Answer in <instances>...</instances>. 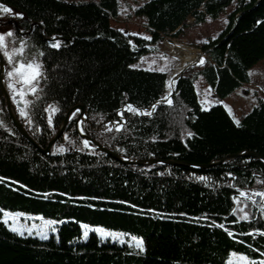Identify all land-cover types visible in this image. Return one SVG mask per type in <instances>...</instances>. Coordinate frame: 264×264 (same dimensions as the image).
Wrapping results in <instances>:
<instances>
[{
	"label": "trees",
	"instance_id": "1",
	"mask_svg": "<svg viewBox=\"0 0 264 264\" xmlns=\"http://www.w3.org/2000/svg\"><path fill=\"white\" fill-rule=\"evenodd\" d=\"M0 4L11 9L16 16L7 19L21 29L33 27L34 51L25 49L27 59L44 54L37 60L40 98L25 96L32 101L27 119L16 109L40 147L80 104L88 118L81 130L127 159L208 164L241 151L264 157V101L258 99L237 126L223 104L203 110L194 85L201 76L223 100L249 83L248 70L264 58V0L145 1L133 14L143 20L150 40L110 24L121 0ZM228 9L226 28L201 44L206 60L181 76L171 105L157 107L150 117L125 111L126 123L117 132L111 124L121 122L117 111L125 104L146 110L165 95L167 73L136 63L164 39L180 38ZM57 41L59 48L49 46ZM1 105L0 264H226L231 253L264 261V210L240 196L257 184L264 187V164L258 160L240 157L203 170L123 165L83 146L74 131L77 113L44 156L18 134ZM50 105L59 111H46ZM4 212L56 221V232L45 239L18 234L3 222ZM81 225L88 226L87 236ZM132 237L142 240L143 250Z\"/></svg>",
	"mask_w": 264,
	"mask_h": 264
},
{
	"label": "rangeland",
	"instance_id": "2",
	"mask_svg": "<svg viewBox=\"0 0 264 264\" xmlns=\"http://www.w3.org/2000/svg\"><path fill=\"white\" fill-rule=\"evenodd\" d=\"M70 1L74 3H94L93 1L97 0ZM145 1L148 0H121V4H123L122 9L121 11H119L117 18L112 19L110 24L118 29H123L126 35H130L132 33L139 34L138 36L140 37H149L147 31L143 26V20L133 14L135 13V9ZM228 12L229 9L223 12L218 17V19L215 20L207 17L206 21L203 24L194 28L187 29L180 38L164 39L160 44L154 46L155 52L143 56L136 63V66L147 70H156L166 67L167 70L165 72L167 73L168 77L169 73L173 70V67L176 65L178 60L172 53V50L174 51L175 43L193 49L197 51L198 54L204 53L205 62L207 57L206 53L199 47L201 46V44L207 43L209 39H215L226 28V25L228 23ZM15 16L16 15L12 11L6 13L0 10L1 18H14ZM187 64L188 63L182 64V67H185ZM199 67H192V69L197 70ZM247 74L249 83L240 85V87L236 89L234 93L223 100L218 99L217 95L213 93V91L208 87V85L200 76L195 80L194 85L201 108L203 110H208L216 104H223L228 113H231L230 116L232 117V119L239 122L241 117L249 113L251 109L257 104L258 99L264 101V58L253 65L248 70ZM257 187L262 188V192L264 193V187L262 185L257 184ZM247 194H249V192H247ZM250 197L251 196L246 195L242 198L249 201L252 205L251 201L249 200ZM253 208L264 210V202L262 206ZM17 213L22 215H20L15 221H13L11 218L8 219V223H6V225L9 227V229L10 226L22 227L24 229L23 234L33 235L37 237H41V232H45L47 237L50 233L56 232L54 225L47 226L45 220L35 219L32 218V216L21 212H13L12 214ZM4 219L5 217L3 216V221ZM53 228L55 229V231L52 230ZM28 229L32 230L31 233L28 231ZM36 229H40V232H38ZM250 234H252V232ZM240 255L241 254L231 253L226 264H229V261H231L232 264H240V262L238 261V257Z\"/></svg>",
	"mask_w": 264,
	"mask_h": 264
},
{
	"label": "snow or ice",
	"instance_id": "3",
	"mask_svg": "<svg viewBox=\"0 0 264 264\" xmlns=\"http://www.w3.org/2000/svg\"><path fill=\"white\" fill-rule=\"evenodd\" d=\"M0 10H2L3 12H6V13L11 12V9L5 7L2 4H0ZM17 15H19V14H17ZM225 22H227V21H225ZM119 31H123V29H120ZM13 35H14V33H12L11 31H8L6 33L0 32V55H2L4 58L7 59L8 65L10 66V70H7L4 73L3 77H0V79H3L4 83H6L8 93L11 96L12 102L17 105V111L19 112L20 116L22 118L27 119L28 114L26 112V109L29 107V105L32 103V101L26 100L25 96L28 94H31V95H36L37 99L40 98L38 96V92L41 90L38 89L37 85L39 84L40 78L43 76V73L41 71L42 64L38 63L37 60H38V56H43L44 54L41 52L38 54V56H33L31 58V60H28L27 57L25 56V45H24V43L21 42L20 48H16V47H14V41L8 40V38L12 37ZM134 35H139V34H134ZM142 38L145 40L151 39V37H142ZM53 40H55V38H53ZM49 46L53 47V48H59L60 43L57 41L55 43H51ZM200 63L201 64L204 63L203 59H201ZM2 64H3V62L0 61V67H2ZM133 67H135V66H133ZM149 70H152V69H149ZM156 70L160 71V72H164L167 70V68L166 67L165 68H159ZM169 95H171L170 92H169ZM18 97H19V99H18ZM162 99L167 100L169 105L171 104V100L168 99V97H164ZM21 105H23V106H21ZM156 106H157L156 104H154L152 106L153 111L155 110ZM46 111H49L50 113H54V112L59 111V109L50 105L49 108L46 109ZM77 111H79V110H77ZM125 111L131 112L134 115H151V112L141 111L140 109L135 108L131 104L126 105L125 109H123L121 112H119L118 115L123 117V114ZM48 122H49V125L52 124L51 115L49 116ZM29 123H31L30 120H29ZM113 123H115V130L117 132L122 130V128H123L122 124H119L116 122H113ZM235 123L237 124V126H239L238 121H235ZM105 128L107 131L113 130L111 127H108L107 125H105ZM189 135H191V133H189ZM65 139H67V136L65 137ZM69 143H71V141H69ZM83 144H84V147L87 148L90 145V141L84 140ZM65 150L66 149L63 147H60L58 149L59 152H64ZM78 150L82 151L83 149H78ZM199 179L204 180L206 178L200 177ZM257 194L264 196V193H257ZM240 196L245 197L246 193L241 192ZM233 199H234V202H237L235 197ZM0 211H3V210H0ZM20 215H22V214H19V213L12 214L9 212H4L5 219L3 222L8 223L9 218H11L13 221H15ZM29 219H31V218H29ZM37 219H43V217H38ZM242 219H247V217L246 216L242 217ZM55 223H56V221H51V220L46 221L47 226H51ZM81 227L83 229H85L84 235L87 236L88 226L87 225H81ZM10 230L13 232H17L18 234H23V231H24V229L22 227H14V226H10ZM36 230L38 232H40V229H36ZM52 230L55 231L54 228ZM28 231L31 233L32 230L28 229ZM95 231L103 233L104 235H112L111 233L104 232V230L100 229V228L95 229ZM260 234L264 235V233H260ZM230 235H231V233H230ZM41 238L42 239L47 238V235L45 232H41ZM131 240L134 243L135 247L143 250L142 240H140L137 237H132ZM233 255H235V254H233ZM238 261L240 262V264H264V261L254 262V261L249 260L246 256H244L242 254L238 257ZM229 264H232V262L229 261Z\"/></svg>",
	"mask_w": 264,
	"mask_h": 264
},
{
	"label": "water",
	"instance_id": "4",
	"mask_svg": "<svg viewBox=\"0 0 264 264\" xmlns=\"http://www.w3.org/2000/svg\"><path fill=\"white\" fill-rule=\"evenodd\" d=\"M45 41H48L47 39H44ZM50 41V40H49ZM52 41V40H51ZM198 62H196L195 64H191V65H187L184 68H182L176 78V83L178 82V80L181 78V76L189 69L192 67H199L202 64L200 63L201 59H203L204 61V53H200L198 54ZM0 61L3 62L2 67H0V77H3L4 73L6 72L5 69V64L3 61L2 56L0 55ZM167 80V79H166ZM167 82V81H166ZM166 85V84H165ZM175 90V88H174ZM173 90V92H174ZM168 97V99L171 100L172 102V94ZM0 95L2 97V100L5 104L6 110H7V114L8 117L10 118L14 128L16 129V131L18 132V134L20 136H22L25 140H27L32 146H34L41 154H43L44 156H50L51 155V150L53 145L55 144V142L62 136L65 128L67 127L68 123L70 122L72 116L75 113H78L75 121H74V131L75 133L80 137L82 144L84 140H88L90 141V145L89 147H87L88 149L91 150H96L99 151L109 157H111L112 159L116 160L117 162L123 164V165H137V166H152V165H163V166H183V167H187V168H191V169H195V170H203V169H207L213 166H218V165H222L224 163H226L227 161H231L237 158H251V159H256L259 162L264 164V157L256 154V153H252V152H248V151H241L238 152L236 154H232V155H227L225 156L223 159L218 160V161H213L210 162L208 164H194V163H189V162H180V161H174V160H159V159H148V160H131V159H127L124 158L122 156H119L113 152H111L109 149H107L106 147L102 146L101 144H99L96 140L90 138L87 134H85L82 130H81V123H86L88 122V118L85 112V109L82 105L80 104H76L73 107H71L65 114L60 126L58 127L56 133L52 136V138L49 140L47 146L45 148H41L36 141L31 138L28 133L26 132V130L24 129L23 125L21 124L18 116H17V111H16V107L15 105L12 103L10 97H9V93L7 91L6 88V83H4L3 79H0ZM166 96H163L162 98H164ZM159 99L156 102H154L148 109L144 110V109H140L137 108L134 104L133 105L135 108L140 109L141 111H145V112H151V115H142L145 117H150L153 115L154 111L152 109V106L154 104H156V108L159 106H163V105H169V103L167 102V100H163V99ZM130 103H127L124 105L123 108L119 109L117 111V115L119 112H121L123 109H125V106L128 105ZM171 105V104H170ZM155 108V109H156ZM79 110V111H77ZM119 119L121 120V122L119 124L124 125L126 123V119L124 117H121L120 115H118ZM103 125H107L103 124ZM113 128H115V123L111 124ZM84 145V144H83Z\"/></svg>",
	"mask_w": 264,
	"mask_h": 264
},
{
	"label": "bare ground",
	"instance_id": "5",
	"mask_svg": "<svg viewBox=\"0 0 264 264\" xmlns=\"http://www.w3.org/2000/svg\"><path fill=\"white\" fill-rule=\"evenodd\" d=\"M172 53L179 58V61L176 63V65L173 67V70L169 73V75L167 77V80H166L167 82L165 83L166 85H165V95H164L166 97H169L170 96L169 95V92L172 93L173 90H174V87H175V84H176L177 75H178L179 71L182 68H184V67H182V64L188 63L187 65H191V64H195L196 62L199 61L198 60V53H197V51H195L193 49H190L188 47L179 45V44H175L174 45V51L172 50ZM255 186H253L248 191L249 194H247V192H246V195L251 196V198L254 197L255 199L262 200V202H263L264 196L257 194V193H263L262 192L263 189L257 187V185H255ZM252 189H253V191H252ZM262 202H261V204H262Z\"/></svg>",
	"mask_w": 264,
	"mask_h": 264
},
{
	"label": "flooded vegetation",
	"instance_id": "6",
	"mask_svg": "<svg viewBox=\"0 0 264 264\" xmlns=\"http://www.w3.org/2000/svg\"><path fill=\"white\" fill-rule=\"evenodd\" d=\"M32 28L33 27L31 25L29 28L24 26L21 29L19 27V25L17 24V22L15 20H13V19H7V18L0 19V32L6 33L8 31H11L12 33H14V35L12 37H9L8 40L9 41H14V47H16L17 44L21 45V42H23L24 45H25V49L29 50V51H34L32 45H30V37H31L32 32H33ZM39 36H40L41 40L44 42V37L42 35V32L39 33ZM2 58H3L4 64H5L6 71L10 70V66L8 65L7 59L4 58L3 56H2ZM6 88H7V85H6ZM9 97L11 99L10 94H9ZM18 99H19V97H18ZM11 101H12V99H11ZM2 102H3V100H2V97L0 95V126H1V114H3L2 105H1ZM3 104H4V102H3ZM14 105H15V107L17 109V105L16 104H14ZM4 107H5V104H4ZM5 109H6V107H5Z\"/></svg>",
	"mask_w": 264,
	"mask_h": 264
},
{
	"label": "built area",
	"instance_id": "7",
	"mask_svg": "<svg viewBox=\"0 0 264 264\" xmlns=\"http://www.w3.org/2000/svg\"><path fill=\"white\" fill-rule=\"evenodd\" d=\"M191 21L192 20H189V22H191ZM249 200L251 201L252 206L253 207H256V208L262 206L263 205V202H264V199H263V202H262V200L255 199L254 197L253 198L250 197ZM261 202H262V204H261ZM254 233H255V235L258 234V232H254Z\"/></svg>",
	"mask_w": 264,
	"mask_h": 264
},
{
	"label": "crops",
	"instance_id": "8",
	"mask_svg": "<svg viewBox=\"0 0 264 264\" xmlns=\"http://www.w3.org/2000/svg\"><path fill=\"white\" fill-rule=\"evenodd\" d=\"M93 2H96V1H93ZM207 18V17H206Z\"/></svg>",
	"mask_w": 264,
	"mask_h": 264
}]
</instances>
